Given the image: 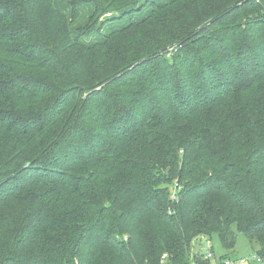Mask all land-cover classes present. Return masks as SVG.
Masks as SVG:
<instances>
[{"label":"trees","instance_id":"trees-1","mask_svg":"<svg viewBox=\"0 0 264 264\" xmlns=\"http://www.w3.org/2000/svg\"><path fill=\"white\" fill-rule=\"evenodd\" d=\"M152 1L0 0V264L264 263V0Z\"/></svg>","mask_w":264,"mask_h":264},{"label":"rangeland","instance_id":"rangeland-1","mask_svg":"<svg viewBox=\"0 0 264 264\" xmlns=\"http://www.w3.org/2000/svg\"><path fill=\"white\" fill-rule=\"evenodd\" d=\"M164 2L165 0H158ZM226 3L230 4V7H235L236 5H241V1L239 0H224ZM157 2V0L152 1L149 4V10L151 11L152 4ZM225 3V4H226ZM148 5V4H147ZM136 10H141V7H138ZM220 12H222L220 10ZM219 12V13H220ZM137 12L135 11L134 14ZM133 14H130V17ZM216 18V17H215ZM213 19V17H212ZM209 21H206L208 23ZM165 23H161L158 25V34H160L161 30L163 29ZM175 45L169 48V50L174 49ZM213 254V258H208L209 253ZM204 254L203 260L201 263H197L194 261L195 254ZM254 256H258L256 251L252 247L247 235L243 232H238L237 234V242L234 250H227L218 234H213L211 237L201 236L194 240L192 249H191V258L189 264H224L226 261H235L240 259H245L244 262H233L232 264H264L262 262H258L254 259Z\"/></svg>","mask_w":264,"mask_h":264},{"label":"built area","instance_id":"built-area-1","mask_svg":"<svg viewBox=\"0 0 264 264\" xmlns=\"http://www.w3.org/2000/svg\"><path fill=\"white\" fill-rule=\"evenodd\" d=\"M214 256H213V254L210 252L209 254H208V258L210 259V258H213ZM254 259H256L257 261H261L260 260V258L259 257H256V256H254ZM245 261V259H240V260H235V261H226L224 264H232L233 262H244Z\"/></svg>","mask_w":264,"mask_h":264}]
</instances>
